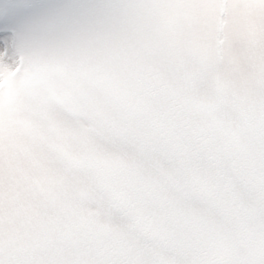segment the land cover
I'll return each instance as SVG.
<instances>
[{
	"label": "snow or ice",
	"instance_id": "1",
	"mask_svg": "<svg viewBox=\"0 0 264 264\" xmlns=\"http://www.w3.org/2000/svg\"><path fill=\"white\" fill-rule=\"evenodd\" d=\"M257 55L264 0H0V264L13 225L65 254L134 227Z\"/></svg>",
	"mask_w": 264,
	"mask_h": 264
},
{
	"label": "rangeland",
	"instance_id": "2",
	"mask_svg": "<svg viewBox=\"0 0 264 264\" xmlns=\"http://www.w3.org/2000/svg\"><path fill=\"white\" fill-rule=\"evenodd\" d=\"M235 31L253 33L242 18ZM212 111L168 190L125 234L88 236L65 254L13 225L11 264H264V55L224 82Z\"/></svg>",
	"mask_w": 264,
	"mask_h": 264
}]
</instances>
